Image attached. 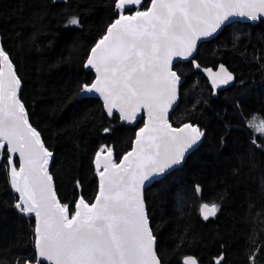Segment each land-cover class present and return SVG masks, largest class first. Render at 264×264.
I'll list each match as a JSON object with an SVG mask.
<instances>
[{"label":"trees","instance_id":"trees-1","mask_svg":"<svg viewBox=\"0 0 264 264\" xmlns=\"http://www.w3.org/2000/svg\"><path fill=\"white\" fill-rule=\"evenodd\" d=\"M149 5L143 0L131 11ZM66 16L79 17L80 24H69ZM117 17L115 0H0V42L21 78L29 122L53 153L54 188L70 211L80 196L89 203L96 196L95 153L111 147L118 162L144 122L142 117L126 124L115 112L108 116L99 98H79V85L95 77L84 67L87 55ZM193 59L202 67L223 64L234 81L212 89ZM174 69L183 80L169 121L173 126L191 122L205 135L182 166L145 188L161 264H183L189 254L198 264H215L221 254L222 264H264V150L253 144L256 139L264 146V138L248 126L254 115L264 118V18L226 24ZM105 127L111 131L103 132ZM6 162L0 155V202L11 203ZM203 202L221 204L216 217L202 218ZM2 215L7 219H0V260L11 264L14 256L34 252V217L22 218L10 208Z\"/></svg>","mask_w":264,"mask_h":264},{"label":"snow or ice","instance_id":"snow-or-ice-1","mask_svg":"<svg viewBox=\"0 0 264 264\" xmlns=\"http://www.w3.org/2000/svg\"><path fill=\"white\" fill-rule=\"evenodd\" d=\"M141 5L142 0H115L118 18L107 25L84 64L95 71V79L79 85L78 94H99L108 116L116 111L121 120L132 122L143 110L147 120L136 132L131 151L118 163L111 147L102 146L95 153L99 185L94 202L80 196L71 211L57 198L49 172L53 153L29 122L20 98L21 78L0 42V155L6 158L4 170L14 194L11 203L0 202V219H7L2 213L9 208L22 218L35 217L34 252L14 256L11 264H161L143 190L146 183L181 164L205 135L191 122L179 127L169 122L181 83L173 61L193 57L198 41L212 37L233 17H264V0H150L145 10L131 11ZM126 8L131 14H125ZM69 24L78 26L79 17H71ZM192 63L200 69L194 59ZM203 71L213 89L235 79L223 64L216 71ZM248 126L264 137V118L254 115ZM194 190L201 192L199 185ZM220 210L217 202L199 205L205 221ZM224 259L221 254L215 264ZM254 260L253 253L250 261ZM183 264L197 260L188 256Z\"/></svg>","mask_w":264,"mask_h":264},{"label":"water","instance_id":"water-1","mask_svg":"<svg viewBox=\"0 0 264 264\" xmlns=\"http://www.w3.org/2000/svg\"><path fill=\"white\" fill-rule=\"evenodd\" d=\"M142 3H143V0H142ZM150 6V5H149ZM125 14H130V13H125ZM118 18V17H117ZM262 18H264V17H262ZM235 20H239V21H247V22H252V23H255V22H257V21H252V20H250V19H248V18H246V17H233V18H231V20H230V22H233V21H235ZM230 22H228V23H230ZM228 23H226V24H228ZM225 24V25H226ZM224 25V26H225ZM222 28H223V26H222ZM221 28V29H222ZM221 29H219L218 31H217V33L221 30ZM217 33H215L212 37H209V38H205V39H203V40H201V41H198V44H197V48H198V46H199V44H200V42H202V41H204V40H207V39H210V38H213L214 36H216V34ZM196 53V52H195ZM195 53L193 54V57H194V55H195ZM193 57H191V58H193ZM191 58H188L187 60H189V59H191ZM87 59V58H86ZM187 60H185V59H181V58H176V59H174V61H173V71H176L175 69H174V65L178 62V61H187ZM86 62V61H85ZM195 62H196V60H195ZM197 63V62H196ZM85 64V63H84ZM219 67V66H218ZM218 67H216V68H212V67H202V66H200V69H196V70H200V71H202L203 73H204V75L207 77V79H208V81H209V83H210V85H211V82H210V78L207 76V74L203 71V69H205V68H212L214 71H216V70H218ZM87 69V68H86ZM90 70H92L93 72H94V74H95V71L93 70V69H90ZM229 70V69H228ZM230 71V70H229ZM178 74V73H177ZM94 79H95V77H94ZM93 79V80H94ZM182 80H183V78L181 77V82H182ZM212 86V85H211ZM228 85H225V86H222V87H220V88H216V89H221V88H225V87H227ZM22 88V87H21ZM179 88H180V85H178V99H177V101H176V103L174 104V106H173V108L177 105V103H178V101H179ZM84 97H97V98H99L101 101H102V103H103V99H102V97H100L99 96V94H88L87 96H84ZM79 98H82V96H80L79 95ZM173 108L172 109H170L169 110V115H170V113H171V111L173 110ZM106 111V110H105ZM115 113H117L118 115H119V113L118 112H116V111H114ZM113 112V113H114ZM107 113V112H106ZM120 117V116H119ZM143 117V119H144V122H143V124H142V126L141 127H143L144 126V123L146 122V120H147V114H146V112H144L143 110L141 111V113L137 116V119L135 120V121H132V122H126V121H123V120H121L120 119V121L121 122H124V123H126V124H129V125H134V124H136L137 122H138V120L139 119H141ZM170 122V121H169ZM184 123H188V122H184ZM183 124V123H182ZM173 126V125H172ZM179 126H181V124L180 125H178V126H173V127H179ZM141 127H139L138 129H137V131L141 128ZM136 131V132H137ZM136 135V134H135ZM134 140H135V137H134V139H133V142H132V146H133V143H134ZM202 140H203V137H202V139H201V141L200 142H198V144L196 145V146H194L192 149H190L186 154H185V158H184V160L181 162V164H179V165H176V166H174L172 169H169L165 174H167L168 172H170L171 170H173L174 168H177V167H180V166H182L183 165V163H184V161H185V159H186V157H187V155L191 152V151H193L194 149H196L200 144H201V142H202ZM46 147V146H45ZM132 148V147H131ZM50 151V150H49ZM129 151H131V149L129 150ZM129 151H127V152H129ZM126 152V153H127ZM125 153V154H126ZM123 157V156H122ZM121 157V158H122ZM17 159L18 160V156L17 157H14V159ZM95 158V157H94ZM114 158V157H113ZM52 161V160H51ZM51 161H50V163H49V172H50V164H51ZM119 162V161H118ZM117 162V163H118ZM93 163H94V160H93ZM165 174H163V175H165ZM162 175V176H163ZM98 176V175H97ZM162 176H159V177H156L154 180H152L151 182H148V183H146V185H145V188L147 187V186H149L150 184H152L155 180H158L159 178H161ZM53 184H54V182H53ZM98 185H99V177H98ZM145 188H144V198H145ZM97 192H98V190H97ZM57 194V193H56ZM97 194V193H96ZM57 198H58V196H57ZM80 198V197H79ZM59 199V198H58ZM95 199V198H94ZM61 202V201H60ZM93 202H94V200H93ZM203 203H207V202H203ZM145 204H146V202H145ZM202 204V203H201ZM33 217H34V215H33ZM150 223V222H149ZM34 224H35V217H34ZM188 256H192V257H194L196 260H197V258L195 257V256H193V255H186V256H184L183 257V259H182V261L184 262V258H186V257H188ZM197 264H198V260H197Z\"/></svg>","mask_w":264,"mask_h":264},{"label":"bare ground","instance_id":"bare-ground-1","mask_svg":"<svg viewBox=\"0 0 264 264\" xmlns=\"http://www.w3.org/2000/svg\"><path fill=\"white\" fill-rule=\"evenodd\" d=\"M63 3H65V2H63ZM8 10H9V6L7 7V10H5V11H8ZM2 11H3V10H2ZM11 12H12V11H11ZM14 12H15V11H14ZM1 14H2V13H1ZM4 14H5V13H4ZM12 14H13V13H12ZM16 14H17V13H16ZM16 14H15V15H16ZM7 15H8V14H7ZM10 15H11V14H10ZM5 17H6V16H5ZM13 17H14V16H13ZM15 17H16V16H15ZM66 17L68 18V21H69L70 18H71L70 16H66ZM17 18H18V17H17ZM17 18H16V19H17ZM63 19L66 20V18H63ZM14 21H15V20H14ZM19 22H20V21H19ZM78 92H79V91H78ZM77 96H78V95H77ZM77 96H76V97H77ZM78 99H79V98H78ZM259 145H260V144H259ZM17 243L20 244L19 241H17ZM21 243H22V242H21ZM22 244H23V243H22ZM20 245H21V244H20Z\"/></svg>","mask_w":264,"mask_h":264},{"label":"rangeland","instance_id":"rangeland-1","mask_svg":"<svg viewBox=\"0 0 264 264\" xmlns=\"http://www.w3.org/2000/svg\"><path fill=\"white\" fill-rule=\"evenodd\" d=\"M210 84V83H209ZM211 86V85H210ZM212 87V86H211ZM212 89H213V87H212ZM215 90V89H214ZM176 107V106H175ZM258 117V116H257ZM258 118H263V117H258ZM264 138V137H263ZM254 141L256 142V144H260L261 145V143H259V142H257V140L256 139H254Z\"/></svg>","mask_w":264,"mask_h":264}]
</instances>
